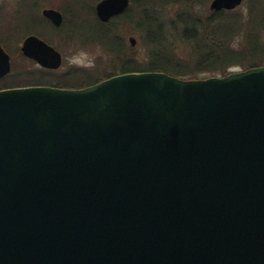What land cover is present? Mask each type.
<instances>
[{
    "label": "water",
    "instance_id": "obj_1",
    "mask_svg": "<svg viewBox=\"0 0 264 264\" xmlns=\"http://www.w3.org/2000/svg\"><path fill=\"white\" fill-rule=\"evenodd\" d=\"M40 11L60 26L61 10ZM20 51L62 64L34 33ZM0 264H264V63L1 89Z\"/></svg>",
    "mask_w": 264,
    "mask_h": 264
},
{
    "label": "rangeland",
    "instance_id": "obj_2",
    "mask_svg": "<svg viewBox=\"0 0 264 264\" xmlns=\"http://www.w3.org/2000/svg\"><path fill=\"white\" fill-rule=\"evenodd\" d=\"M98 1L0 0V43L13 56L15 68L12 72L22 70L24 75H35L38 78L43 76L48 83H57L62 86L65 84L68 87L84 86L105 76L121 73L120 64L124 61L129 60L128 62L135 66L146 60L144 57L147 50L145 29L137 24L143 18L145 8L143 5L146 4L154 9L153 14L158 22L167 25L173 22L177 18L176 13L184 10L185 7L184 2H177V0H164L161 4L154 1L142 2V4L132 2L127 6L128 11L124 13L125 17L115 16L109 23H104L105 21L102 22L96 18L92 9L94 3ZM209 1L206 0L208 4ZM253 1H255L253 11L264 18V0ZM49 6L61 10L63 14L62 22L58 27H52L53 23L46 21L41 15L40 8ZM249 6L250 1L243 0V3L236 7L246 14ZM29 33L38 35L61 52L60 67L47 73L42 72L44 74L39 71H34L31 75L27 74V71L37 67L34 64L30 68L31 63L18 54V48L20 39ZM165 36V43L175 48L172 51L174 55L180 53L186 56L189 50L188 45L167 34ZM129 37L134 38L133 45L130 44ZM198 74L208 75L207 72Z\"/></svg>",
    "mask_w": 264,
    "mask_h": 264
},
{
    "label": "trees",
    "instance_id": "obj_3",
    "mask_svg": "<svg viewBox=\"0 0 264 264\" xmlns=\"http://www.w3.org/2000/svg\"><path fill=\"white\" fill-rule=\"evenodd\" d=\"M148 1L157 4L164 2L130 0L129 3L142 4ZM249 1L248 12L244 14L238 7L231 10H209L206 0H177L184 2L185 7L176 13L177 18L169 25L158 22L153 14L154 9L144 4L143 18L137 24L145 29L146 60L135 66L129 60L124 61L120 64V69L122 72L160 70L183 78H197L201 76L198 74L200 72L218 75L235 70L234 68L246 69L252 65L263 64L264 18L253 11L255 1ZM127 11L128 8L112 17H125L124 13ZM51 26L54 27L53 24ZM166 34L188 45L186 56L172 53L175 48L165 43Z\"/></svg>",
    "mask_w": 264,
    "mask_h": 264
},
{
    "label": "flooded vegetation",
    "instance_id": "obj_4",
    "mask_svg": "<svg viewBox=\"0 0 264 264\" xmlns=\"http://www.w3.org/2000/svg\"><path fill=\"white\" fill-rule=\"evenodd\" d=\"M130 1V0H129ZM97 3V2H96ZM95 4V3H94ZM209 5V4H208ZM36 7V6H35ZM92 9L94 10V12H95V8H94V5L92 6ZM40 10H41V8H40ZM95 14V13H94ZM41 15H42V13H41ZM42 17H43V15H42ZM112 17V16H111ZM110 17V19H109V21L108 22H104V21H102V22H104V23H109L111 20H112V18ZM40 18V17H39ZM41 19V18H40ZM43 19H45L44 17H43ZM46 21H47V19H45ZM28 35H30V33L28 34ZM27 36V35H26ZM25 36V37H26ZM38 36V35H37ZM39 37V36H38ZM23 38V37H22ZM22 38L20 39V41H19V48H18V54L19 55H21V56H23L24 58H25V60L26 61H29L30 63H31V66H30V68L31 67H33V65L35 64L36 65V69H31L30 71H27V74L28 75H31V73H33L34 71H39V72H48V71H52V69H55V68H46V66H44V65H40L39 63H37V62H35V60L33 59V58H29V57H27V56H25V54L24 53H22L21 51H20V46H21V40H22ZM39 38H41V37H39ZM43 39V38H42ZM44 40V39H43ZM46 42V41H45ZM1 44V43H0ZM2 45V47L4 48L3 50H4V52L5 53H7L8 55H9V59H8V64H9V69L8 70H6V71H4L3 70V65H1L0 64V90L1 89H4V88H6V89H11V87H16V88H21L22 86H26V87H28V86H32V85H37V86H42V85H47V86H57V87H63L62 85H57V83H53V84H51V83H48L47 82V79H46V77H43V76H41V77H36L35 75H31V76H27L26 74L24 75V74H22V70H20V71H18V72H12V69L13 68H15V64H14V61H13V56L11 55V54H9L6 50H5V47H4V45L3 44H1ZM12 72V73H11ZM42 74H44V73H42ZM74 87H76V86H74ZM74 87H72V88H74ZM78 87V86H77ZM81 87H83V86H81Z\"/></svg>",
    "mask_w": 264,
    "mask_h": 264
}]
</instances>
